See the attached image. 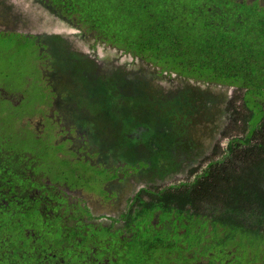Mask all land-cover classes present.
<instances>
[{"label": "trees", "instance_id": "trees-1", "mask_svg": "<svg viewBox=\"0 0 264 264\" xmlns=\"http://www.w3.org/2000/svg\"><path fill=\"white\" fill-rule=\"evenodd\" d=\"M43 3L59 16L76 17L86 32L159 67L160 73L174 72L184 78L247 87L243 103L250 111L229 117L230 125L221 135L235 134L229 141L228 154L221 157L224 150L214 148L213 155L221 157L211 163L217 165L215 177L210 178L209 166L205 167L196 173L192 186H182L183 192L172 198L176 197L181 207L192 204L187 209L189 217L204 214L196 208L212 198L215 205H224L235 224L231 227H239L240 219L245 217L250 224L244 231L263 230L264 189L248 182L264 181V109L258 110L254 104L261 101V108L264 105V5L246 0H43ZM0 33L19 36L22 41L17 53L39 58L36 35ZM37 91L39 95L31 100L42 101L45 93L41 87ZM31 131L34 140L39 141L37 132ZM6 136L4 132L0 134V264H76L79 258L87 264L89 254L96 257L90 247L115 245L114 232L95 224L87 227L85 221L76 218V207L68 209L62 203L57 189L45 182L52 173L36 170L35 148L28 146L29 142L23 147L5 148ZM53 159L56 164L65 162L58 156ZM164 163L174 162L168 158ZM74 173L77 172L65 169L67 180ZM211 180L218 182L212 191L208 185ZM185 181H190V176ZM224 181L234 184L224 187ZM40 196L43 201L36 203L34 197ZM238 237L231 233L221 241L235 240L241 244L243 237ZM254 239L264 240V234ZM214 240L212 249L218 245L216 236ZM78 251L83 255H77ZM98 255L102 257L103 253ZM117 255L115 264L127 253Z\"/></svg>", "mask_w": 264, "mask_h": 264}, {"label": "flooded vegetation", "instance_id": "flooded-vegetation-1", "mask_svg": "<svg viewBox=\"0 0 264 264\" xmlns=\"http://www.w3.org/2000/svg\"><path fill=\"white\" fill-rule=\"evenodd\" d=\"M40 1L44 4L43 0ZM246 1H258L260 5H264V0ZM64 19L69 25L80 30L83 29L80 24L73 22L71 16ZM36 36V41L38 38L40 39L37 42L38 59H48L49 63H52V70L57 72L58 70L56 71L53 65L60 69L56 62H60L58 56H64L65 61L68 62L65 67L71 71L69 75H66V82L69 83L71 81L81 84L79 86L71 85L66 91L61 90L58 93L51 89L52 82L47 85L44 83V86L41 85L45 93L44 99L42 101H34L35 111L33 114H40L43 122L49 120V124L52 126L51 132L54 131L53 139L50 142L56 147L54 156H58L68 164L69 168H72L67 170L68 172H77L72 176L70 175V180L61 181L57 185L54 184L56 181L54 182L51 177L46 178L44 176L47 179L45 182L57 189L62 203H65L68 209L69 206L77 208L78 216L76 218L79 217L81 221H85L87 227L95 224L97 227H105L109 233L114 232L117 235L115 245L90 247L89 250L96 257L93 258L89 254L87 264H115V260L119 259L117 254L123 253V251H126L127 255L121 258V264H237L236 258L239 256L242 261L238 259V264H264L263 239L258 241L259 258L256 255L252 256L251 251H247L243 255L244 251L242 250V244L244 243L248 246L249 238H256L264 234V228L260 231L252 229L244 231V228L250 224L245 217L240 219L237 225L239 227H231L234 221L229 217L224 205H215L212 198H208L206 202L199 204L196 208L205 215L201 213V215L189 217L187 209L192 204L187 203L184 207H181L178 199L176 197L172 198V195L183 192L182 186H192L193 178L197 176L196 173H201L205 167L208 168L209 166L210 178L213 179L215 177L217 165H211V163L219 160L227 153L229 141L235 134L221 135L223 130L230 125L229 117L232 114H240L246 112V110L250 111V109L244 107L245 104L243 103L247 87L204 81L203 83L199 80H186L187 78L178 76L174 72L169 74L165 71L163 73L159 72L161 75L166 76L176 75L184 80L183 82L192 86L201 84V86L207 88L209 85L208 87L213 89L210 91L212 95L209 102V106L212 107L211 111H223L226 114V118L223 122L222 120L213 121V115H210L211 119L207 120L206 126L209 130V135L206 142L202 145L195 143L198 138L194 135L199 132L202 124L195 123L192 126L193 140L183 137L176 141L173 164L164 163L165 159L171 158L170 151L156 150H152L151 153L147 154V157L150 154H154L151 162L143 156L138 157L135 163H130L124 157H119V163L110 164L101 157L102 152L100 150L91 148L94 145L89 140L88 132L84 133V131L78 130L76 126H73V128L71 125H65L64 121L69 116L83 122L87 119H94V124L102 128V132L96 133L98 138L96 144L100 149L111 153L110 145L112 144L108 141H110V136L113 133H120L126 138H131L135 134L133 131L130 133L126 132L128 128L131 129V118H125L121 115L113 118L108 117L109 108L104 106L105 96L97 93L99 90H105V85L96 87L92 91L85 89L87 88L86 81L94 74L81 67L79 60L80 57L83 58L86 61V63L84 62L86 67H91L90 60L86 58L89 53H77V50L70 47H62L61 50L58 44H54L56 39L52 44L43 41V35ZM46 37L50 39L49 35ZM89 38L93 39L95 43H106L98 40L94 34L89 36ZM69 49L71 54H69ZM90 51H94L92 47ZM127 55L131 56L130 54ZM96 56L95 52L91 55L97 61L93 62L92 65L96 74L110 83L106 90L113 91L115 85L119 83V79L121 81L128 80V74L132 72L129 65H121L118 70L120 72L119 76L114 80H110L106 75L108 70L103 66L104 60H99ZM132 57L134 59L138 58ZM141 61L144 60L141 59ZM73 63H77L81 68L74 71ZM42 67L43 65H40L37 70L41 74V78L45 79L42 77ZM65 67H61L63 74L67 72ZM54 77L57 76L54 75L52 78ZM157 77L159 75L154 73V78L157 79ZM185 88L187 87L177 88L173 94L176 98L179 112L184 111L185 114H188L187 110H190V114H192L196 110V102L199 104L204 103L208 90L204 94L197 90L193 92L186 90L185 94H183ZM235 90L241 91V94L236 95L234 93ZM213 91L219 95H214ZM113 92L118 97V91ZM59 96L60 100H58ZM14 103L16 105L19 101L15 100ZM254 104L259 108L258 110L264 109V105L261 108V101ZM36 107L40 110L36 111ZM179 112L174 110L178 120L181 119ZM158 120L159 117H156V122ZM186 120L179 127V133L183 135L186 134ZM43 122L40 124L43 129L41 131L39 129L36 130L37 137H40L44 132L45 122ZM139 125L143 124L140 123ZM141 129L142 127H140ZM157 130L163 137L164 128L159 126ZM218 135L219 138L216 140ZM38 139L41 140L42 138ZM224 140L226 142L221 157L213 155L214 148L220 150V145ZM140 147L148 150L152 147V144L147 142L146 145L142 142ZM203 149L206 150L203 151ZM108 153L105 154L114 156ZM227 159L228 156H226L225 161ZM71 163H78L88 169L92 173L90 177L93 179L91 180L86 175L81 174L80 171L76 170L75 165H70ZM59 166L66 169L64 165ZM189 176L190 181H185ZM248 183L250 186L264 189V181ZM217 184V181H208L210 191ZM230 184H234V182L224 181L223 183L224 187ZM34 200L36 203H41L43 198L42 196L34 197ZM194 202L195 200H193ZM93 207L96 208L97 212L93 211ZM61 209L63 208L61 207ZM85 233L87 234L86 231ZM231 233L239 236L238 238L243 237V242L240 244L235 240L231 243L221 241ZM215 236L217 237L218 245L215 249H212L215 245ZM108 251L111 253L107 254ZM100 253H103L102 257L98 255ZM77 255H83V252L78 251ZM106 255H108V258ZM252 257L253 260H251ZM76 264L84 263L79 258Z\"/></svg>", "mask_w": 264, "mask_h": 264}, {"label": "rangeland", "instance_id": "rangeland-1", "mask_svg": "<svg viewBox=\"0 0 264 264\" xmlns=\"http://www.w3.org/2000/svg\"><path fill=\"white\" fill-rule=\"evenodd\" d=\"M63 17L67 18L68 16L65 15ZM64 18L58 16L55 10L42 4L39 0H0V31L43 35V41L47 43L53 44L56 39L54 44H58L61 50L62 47H70L77 50V53H89L85 55L90 60L91 67H86V61L83 58L80 57L79 60L81 67L94 74L86 81L87 88H84L87 91H92L96 87L105 85V90H99L97 93L105 96L104 106L109 108L108 117L113 118L121 115L125 118H131L132 130L128 128L126 132L130 133L133 131L135 134L131 138H126L120 133H113L110 136V141H108L112 144L110 145L112 151L108 153L107 150L100 149L96 144L98 142L96 133L102 132V128L94 124V119H87L83 122L69 116L65 119L64 124L71 125V127L76 126L78 130L84 131V133L88 132L89 140L94 145L91 148L100 150L102 152L101 157L106 159L110 164L119 163V157H124L130 163H135L138 157L143 156L151 162L154 154H150L148 157L147 154L151 153L152 150L170 151L171 162L173 163V154L176 152V141L183 137L192 139V126L195 123L202 124L199 132L194 134L198 138L195 143L202 145L206 142L209 135V130L206 126L207 120L211 119L210 115H213V121L222 120L223 122L226 118V114L223 111H211L212 107L209 106V102L210 96L212 97L210 91L213 89L209 88V85L207 88L201 86V84L192 86L189 83L183 82L184 80L178 78L176 75H161L158 67L149 62L141 61V59H134L132 56L117 50L110 43H95L93 39L89 38L92 34L86 32L85 28L80 30L77 27H73ZM72 20L74 23L81 24V22L77 21L76 17L72 18ZM9 35L0 33V134H3V132L7 134V141L3 142V146L5 148H9L12 145L23 147L26 146V142H29L28 146L36 150V162L34 164L36 165V170H41V172L49 171L52 173L50 177L54 182H64L67 180L65 169L59 166L60 164H56L53 159V148L55 147L50 142L53 139L54 131L51 132L52 126L49 124V120L44 121L45 129L40 136L42 139L35 141L34 133L31 130L36 131L39 129L41 131L43 126L40 124H42L43 119H41L40 114L24 115L35 111L33 106L35 100L31 99L39 95L37 90L39 87L44 86L43 83L47 85L52 82L51 89L58 93L61 90L66 91L71 85L79 86L81 84L71 81L69 83L66 82V75H69L71 71L65 67L68 65V62L65 61L64 56H58L60 62L57 61L56 63L60 69L56 65H53L56 71L58 70L55 72L52 70V63H49L48 59L35 60V57L29 53H26V55L17 53L22 39L19 36ZM47 35L50 36V39L46 37ZM39 40L38 38L36 42ZM91 47L94 51H90ZM94 52L99 60H104L103 66L108 70L106 75L110 80H114L119 76L120 72L118 70L121 65H129L131 68L132 72L127 77L129 81H121L119 79V83L113 88V91H118V97L115 92L106 90L110 83L96 74L92 63L97 61L91 57ZM37 53L39 52L37 51ZM69 54H71L70 49ZM40 65H43L41 70L43 73L42 77L45 79L41 78V74L36 70ZM73 65L74 71L81 68L77 63H73ZM63 66L67 71L65 74L62 73L61 67ZM154 73L159 75L157 79L154 78ZM22 74L25 75L23 76ZM54 75L57 77L52 78ZM190 79L187 78L186 80ZM183 87H187L183 90V94H185L186 90L191 92L197 90L202 94L208 90L204 103L199 104L196 102V110L192 114H190V110H187L188 114H185L184 111L179 112L178 105L176 104L173 92L175 89ZM234 93L240 95L241 91L235 90ZM213 94L219 95L214 91ZM15 100L19 101L16 105L14 103ZM58 100H60V96ZM174 110L180 113V120L176 118ZM22 116L24 117L21 118ZM156 117H159L157 122ZM185 120L187 123L185 125L186 134L183 135L179 133V127ZM140 123L143 125H139ZM25 126H28L31 130ZM159 126L164 128L163 137L157 130ZM140 127H142L141 130ZM218 138L219 135L216 137V140ZM142 142L146 145L147 142H150L152 147L144 150L140 147ZM225 142L224 140L221 143L220 151L224 150ZM205 150L203 149V151ZM105 153L114 156H108ZM39 158L42 161L46 160V162L41 164ZM62 165L66 167V170L72 169L68 167L66 162ZM70 165H75L77 169L74 168L80 171L81 174L86 175L91 180L93 179L90 177L92 173L82 165L78 163H71ZM55 200L61 201L60 199ZM93 211L97 212L96 208L93 207ZM258 245L257 239L249 238L248 246L244 243L242 244L243 255L247 251H251L252 256L256 255L259 258L260 251L258 250ZM239 257L236 258L237 264ZM239 260L242 261L241 259ZM251 260H253V257ZM118 264H121V262L119 261Z\"/></svg>", "mask_w": 264, "mask_h": 264}]
</instances>
